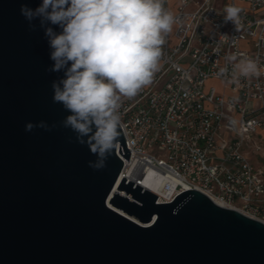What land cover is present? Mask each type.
Returning a JSON list of instances; mask_svg holds the SVG:
<instances>
[{
	"label": "water",
	"instance_id": "95a60500",
	"mask_svg": "<svg viewBox=\"0 0 264 264\" xmlns=\"http://www.w3.org/2000/svg\"><path fill=\"white\" fill-rule=\"evenodd\" d=\"M41 2L0 0V264H264L262 221L197 189L155 203L138 181L119 180L116 147L102 170L89 167L97 157L52 99L64 73L49 71L44 30L20 13ZM41 120L55 127L25 131Z\"/></svg>",
	"mask_w": 264,
	"mask_h": 264
},
{
	"label": "built area",
	"instance_id": "2783aa9c",
	"mask_svg": "<svg viewBox=\"0 0 264 264\" xmlns=\"http://www.w3.org/2000/svg\"><path fill=\"white\" fill-rule=\"evenodd\" d=\"M227 6L241 10L238 23L225 20ZM163 7L169 11L168 0ZM173 17L152 83L119 101L130 150L127 162L117 142L119 180L150 172L155 203L197 189L264 223V152L259 165L243 152L264 128V0H177ZM244 59L256 62L258 75L239 74ZM211 79L221 88L207 85Z\"/></svg>",
	"mask_w": 264,
	"mask_h": 264
},
{
	"label": "clouds",
	"instance_id": "9594fccd",
	"mask_svg": "<svg viewBox=\"0 0 264 264\" xmlns=\"http://www.w3.org/2000/svg\"><path fill=\"white\" fill-rule=\"evenodd\" d=\"M163 4L164 0H42L35 8H20L31 30L37 20L44 30L54 62L49 71L64 73L52 83V99L70 113L63 126L97 157L88 162L94 170L106 167L116 147L121 97H134L152 83L159 68L164 35L174 23ZM240 11L227 6L225 20L238 23ZM235 68L243 76L259 74L250 59ZM53 127L41 120L27 122L25 131Z\"/></svg>",
	"mask_w": 264,
	"mask_h": 264
},
{
	"label": "crops",
	"instance_id": "0c3cea01",
	"mask_svg": "<svg viewBox=\"0 0 264 264\" xmlns=\"http://www.w3.org/2000/svg\"><path fill=\"white\" fill-rule=\"evenodd\" d=\"M213 81H216L220 84V87L217 88V89H220L221 82L218 80H213ZM258 143H262L263 150L254 149V145ZM243 152L253 164L259 165L262 163V160H263L262 154L264 152V128H257L255 133L252 135V138L249 141V143L243 146Z\"/></svg>",
	"mask_w": 264,
	"mask_h": 264
},
{
	"label": "bare ground",
	"instance_id": "6f19581e",
	"mask_svg": "<svg viewBox=\"0 0 264 264\" xmlns=\"http://www.w3.org/2000/svg\"><path fill=\"white\" fill-rule=\"evenodd\" d=\"M130 178L134 179V180H139L138 184L142 187H146L148 189H153L155 188V183L153 182L152 178H151V173L148 172V174H146L145 176H131Z\"/></svg>",
	"mask_w": 264,
	"mask_h": 264
},
{
	"label": "rangeland",
	"instance_id": "374dc122",
	"mask_svg": "<svg viewBox=\"0 0 264 264\" xmlns=\"http://www.w3.org/2000/svg\"><path fill=\"white\" fill-rule=\"evenodd\" d=\"M222 2H224V0H222ZM168 3H169V12L174 14L176 12L177 0H168ZM173 28H174V25H172V30L170 32L173 31ZM207 85H215L217 88L220 87V84L213 80H208Z\"/></svg>",
	"mask_w": 264,
	"mask_h": 264
}]
</instances>
